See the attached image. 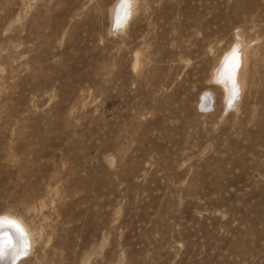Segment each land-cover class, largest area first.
I'll return each mask as SVG.
<instances>
[{
    "label": "rangeland",
    "instance_id": "obj_1",
    "mask_svg": "<svg viewBox=\"0 0 264 264\" xmlns=\"http://www.w3.org/2000/svg\"><path fill=\"white\" fill-rule=\"evenodd\" d=\"M4 214L18 264H264V0H0Z\"/></svg>",
    "mask_w": 264,
    "mask_h": 264
},
{
    "label": "bare ground",
    "instance_id": "obj_2",
    "mask_svg": "<svg viewBox=\"0 0 264 264\" xmlns=\"http://www.w3.org/2000/svg\"><path fill=\"white\" fill-rule=\"evenodd\" d=\"M244 64V50L241 46H236L234 52L227 57L217 72L216 77L223 83L231 81V87L227 88L226 101L229 103L231 99L232 105L235 101L232 99L234 85H240ZM0 217L4 219L3 225L0 226V250H3L4 258L0 259V264H18L22 255L30 253L32 241L21 221L7 214L0 215Z\"/></svg>",
    "mask_w": 264,
    "mask_h": 264
},
{
    "label": "snow or ice",
    "instance_id": "obj_3",
    "mask_svg": "<svg viewBox=\"0 0 264 264\" xmlns=\"http://www.w3.org/2000/svg\"><path fill=\"white\" fill-rule=\"evenodd\" d=\"M128 3H130V0H122V7H124L126 9ZM126 19H127V15H124L123 17L118 15L117 21H116V24L114 25V27H116V28L120 27L122 20H126ZM238 95H239L238 86L234 85L232 99H237ZM231 105H232V101L230 99L229 100V106H231ZM3 223H4V219L2 217H0V226H2ZM9 223H11V222L9 221ZM3 258H4L3 250H0V259H3Z\"/></svg>",
    "mask_w": 264,
    "mask_h": 264
},
{
    "label": "clouds",
    "instance_id": "obj_4",
    "mask_svg": "<svg viewBox=\"0 0 264 264\" xmlns=\"http://www.w3.org/2000/svg\"><path fill=\"white\" fill-rule=\"evenodd\" d=\"M119 7H120V5L118 4V5H117V8H119Z\"/></svg>",
    "mask_w": 264,
    "mask_h": 264
},
{
    "label": "water",
    "instance_id": "obj_5",
    "mask_svg": "<svg viewBox=\"0 0 264 264\" xmlns=\"http://www.w3.org/2000/svg\"><path fill=\"white\" fill-rule=\"evenodd\" d=\"M202 103H203V101H202ZM201 105V104H200Z\"/></svg>",
    "mask_w": 264,
    "mask_h": 264
}]
</instances>
